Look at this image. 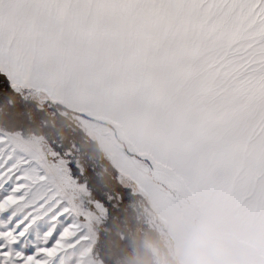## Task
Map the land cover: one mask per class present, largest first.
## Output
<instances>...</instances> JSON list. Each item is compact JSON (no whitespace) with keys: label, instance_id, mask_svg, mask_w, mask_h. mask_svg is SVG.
Instances as JSON below:
<instances>
[{"label":"rangeland","instance_id":"obj_1","mask_svg":"<svg viewBox=\"0 0 264 264\" xmlns=\"http://www.w3.org/2000/svg\"><path fill=\"white\" fill-rule=\"evenodd\" d=\"M222 11L213 0H0V29L33 41L23 103L51 102L79 128H100L120 182L144 174L152 186L150 222L173 260L146 244L153 264H264V49L251 72L226 76L221 49L243 37L210 25ZM0 134L66 167L47 138ZM92 205L66 264H105L107 207Z\"/></svg>","mask_w":264,"mask_h":264},{"label":"snow or ice","instance_id":"obj_2","mask_svg":"<svg viewBox=\"0 0 264 264\" xmlns=\"http://www.w3.org/2000/svg\"><path fill=\"white\" fill-rule=\"evenodd\" d=\"M226 27L243 39L221 49L226 76H244L257 48L264 49V0H213ZM32 37L0 29V98L24 89L34 53ZM26 90V89H25ZM71 161L66 167L0 134V264H66L63 253L86 226L93 205Z\"/></svg>","mask_w":264,"mask_h":264},{"label":"trees","instance_id":"obj_3","mask_svg":"<svg viewBox=\"0 0 264 264\" xmlns=\"http://www.w3.org/2000/svg\"><path fill=\"white\" fill-rule=\"evenodd\" d=\"M25 99L17 91L0 98V128L47 138L56 152L73 163L78 179L88 188V201L106 205L107 214L98 228L100 260L114 264L109 256L113 253L124 264H139L138 259L153 264L154 254L146 248L149 244L172 262L159 231L150 222L148 201L120 182L118 171L104 158L98 143L71 120L72 112L51 102L41 106L33 98L23 103Z\"/></svg>","mask_w":264,"mask_h":264},{"label":"crops","instance_id":"obj_4","mask_svg":"<svg viewBox=\"0 0 264 264\" xmlns=\"http://www.w3.org/2000/svg\"><path fill=\"white\" fill-rule=\"evenodd\" d=\"M81 129H83L89 136H91L99 145L100 147V128H94L92 126H89V125H84L83 127H81ZM124 159V158H123ZM118 171V170H117ZM119 173V176L122 180H126L127 176L123 173H121L120 171H118ZM134 183H131L130 185H126L124 184L125 186H128V187H131L133 186L134 188L137 187L138 190H140L141 194L142 195H145L146 197H152L153 195V188L152 186L149 184L146 176L144 174H141V175H137L135 174V177L134 179H131ZM139 183H140V186L139 187ZM135 184V185H134Z\"/></svg>","mask_w":264,"mask_h":264}]
</instances>
